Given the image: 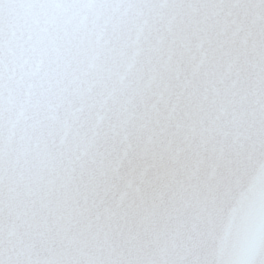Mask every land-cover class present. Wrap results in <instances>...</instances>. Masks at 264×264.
<instances>
[{
    "label": "snow or ice",
    "instance_id": "1",
    "mask_svg": "<svg viewBox=\"0 0 264 264\" xmlns=\"http://www.w3.org/2000/svg\"><path fill=\"white\" fill-rule=\"evenodd\" d=\"M0 264H264V0H0Z\"/></svg>",
    "mask_w": 264,
    "mask_h": 264
}]
</instances>
